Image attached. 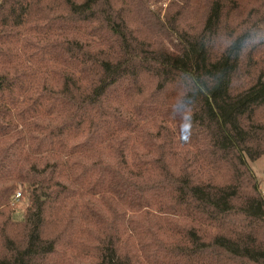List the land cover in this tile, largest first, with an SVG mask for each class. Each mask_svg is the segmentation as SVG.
<instances>
[{"label":"trees","instance_id":"1","mask_svg":"<svg viewBox=\"0 0 264 264\" xmlns=\"http://www.w3.org/2000/svg\"><path fill=\"white\" fill-rule=\"evenodd\" d=\"M162 1L0 0V264H264V0Z\"/></svg>","mask_w":264,"mask_h":264},{"label":"rangeland","instance_id":"2","mask_svg":"<svg viewBox=\"0 0 264 264\" xmlns=\"http://www.w3.org/2000/svg\"><path fill=\"white\" fill-rule=\"evenodd\" d=\"M170 1L172 0H164L161 3L155 5L151 3V10L154 12H159L161 16L165 13ZM172 8L173 7H170L171 11H173ZM247 164L249 169L252 170L256 175V178L259 181L260 190L264 192V183H262V179H264V158L260 157L255 160H249L247 161ZM26 205L27 198L25 196H20L19 198L15 199L14 204H12L13 211L11 212V217L13 219H20L25 211Z\"/></svg>","mask_w":264,"mask_h":264},{"label":"clouds","instance_id":"3","mask_svg":"<svg viewBox=\"0 0 264 264\" xmlns=\"http://www.w3.org/2000/svg\"><path fill=\"white\" fill-rule=\"evenodd\" d=\"M188 122L187 123H182L180 132L182 135H187L191 128H192V122H191V117H186L185 118Z\"/></svg>","mask_w":264,"mask_h":264}]
</instances>
